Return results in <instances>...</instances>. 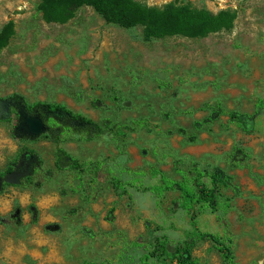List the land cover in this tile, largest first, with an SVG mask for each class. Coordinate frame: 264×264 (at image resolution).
Masks as SVG:
<instances>
[{
    "label": "rangeland",
    "instance_id": "obj_1",
    "mask_svg": "<svg viewBox=\"0 0 264 264\" xmlns=\"http://www.w3.org/2000/svg\"><path fill=\"white\" fill-rule=\"evenodd\" d=\"M136 1L225 9L231 19L202 35L143 40L139 27L105 22L86 5L46 22L37 0H0V30L10 27L0 46V96L63 103L117 125L53 143L41 133L25 137L13 115L0 120V264H178L176 250L185 245L194 264H221L212 243L194 236L176 190H142L158 183L153 170L180 180L178 170L190 176V163L217 166L236 187L219 189L226 208L195 206L196 229L228 237L232 264H264V104L255 106L264 102V0ZM211 108L221 112L195 128ZM229 110L251 115L248 131L228 119ZM55 146L98 162L94 175L54 169ZM24 149L42 160L29 183L20 165L4 172ZM111 176L124 193L111 187ZM13 205L19 224L9 217ZM155 239L165 252L143 258Z\"/></svg>",
    "mask_w": 264,
    "mask_h": 264
},
{
    "label": "trees",
    "instance_id": "obj_2",
    "mask_svg": "<svg viewBox=\"0 0 264 264\" xmlns=\"http://www.w3.org/2000/svg\"><path fill=\"white\" fill-rule=\"evenodd\" d=\"M82 5L89 6L105 22L113 23L122 28L139 27L140 35L143 40L160 38L170 34L181 35H202L206 32L217 30L227 26L231 19V12L228 10H218L212 13L205 8H195L188 2L169 1L156 5H146L136 0H37L35 9L40 13L41 18L46 22H62L69 18L73 11ZM10 31L9 25H5L0 30V46L4 44L6 36ZM94 105L95 100H90ZM264 102L260 99L255 101V106H262ZM218 112V108H211L206 116L193 122L195 128L203 123L210 122ZM14 116L16 123L21 126L23 116H35L41 122V134L53 143H57L65 137H75L89 139L107 131H112L116 124L108 119L99 122L93 121L78 112L68 109L63 103L35 100L27 102L22 95L11 92L0 96V120L10 119ZM228 119L242 130L248 131V119L251 115L239 113L235 110L226 112ZM124 127L126 125H123ZM177 132L183 133L181 128ZM25 137V134H23ZM192 139V138H189ZM240 149L233 146L231 157L235 158ZM52 165L54 169H70L77 175L87 171L92 176L98 167L96 161H78L69 155L64 149L55 146L53 150ZM41 158L31 149H24L13 157L4 169V172L13 170L17 165L25 168L22 183L31 182V175L40 166ZM181 175L180 180H170L157 170L152 174H157L158 183L143 186L142 190L160 194L164 190H176L180 197L179 205L189 214V222L192 232L197 238L209 240L215 250L220 255L221 264H232V254L229 247V238L220 236L216 233L199 231L196 229L194 217L195 206H206L211 210L227 207V203L219 201L220 187L230 188L234 192L236 187L231 184L230 176L224 173L217 166L199 169L194 163H190L186 169V176L183 171L178 170ZM0 177H3L0 173ZM205 178V179H203ZM110 185L118 193H124L125 188L116 177L109 178ZM20 181V182H21ZM3 182H0V189ZM31 220H35V208L32 204L27 206ZM19 207L13 205L9 212V217L14 224H19ZM57 227L55 224H45L43 228L50 230ZM165 252L164 242L155 239L152 247L143 258L150 255H160ZM175 256L178 264H194L191 259L188 246L185 245L176 250Z\"/></svg>",
    "mask_w": 264,
    "mask_h": 264
},
{
    "label": "water",
    "instance_id": "obj_3",
    "mask_svg": "<svg viewBox=\"0 0 264 264\" xmlns=\"http://www.w3.org/2000/svg\"><path fill=\"white\" fill-rule=\"evenodd\" d=\"M16 128L21 130L26 136L32 137L41 133V122L35 116H23L21 126L16 124ZM6 180L10 181L11 178L8 177Z\"/></svg>",
    "mask_w": 264,
    "mask_h": 264
}]
</instances>
